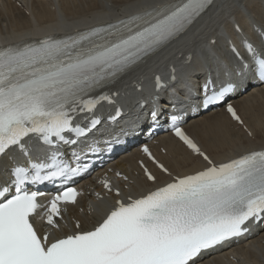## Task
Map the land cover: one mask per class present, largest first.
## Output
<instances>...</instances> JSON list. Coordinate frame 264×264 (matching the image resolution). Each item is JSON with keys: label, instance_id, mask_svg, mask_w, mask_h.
Returning <instances> with one entry per match:
<instances>
[{"label": "snow or ice", "instance_id": "1", "mask_svg": "<svg viewBox=\"0 0 264 264\" xmlns=\"http://www.w3.org/2000/svg\"><path fill=\"white\" fill-rule=\"evenodd\" d=\"M212 4L213 0H171L142 6L115 23L0 47V158L9 161L4 169L8 179L0 184V264H196L203 253L247 235L250 223L264 222V148L216 162L185 131L186 113L166 111L180 106L162 103L159 97L153 99L149 127L160 126L163 117L171 133L205 166L174 173L145 146L142 153L168 177L164 182L141 160L146 180L156 186L122 197L120 187L114 189L105 179L103 187L114 191L116 199L91 228L77 222L62 236L50 238L34 222L44 207L38 196L44 193L28 185L63 184L86 173L89 165L80 163L84 149L79 145L101 123L97 107L112 103L106 90L182 37ZM235 29L243 37L238 24ZM259 37L264 46V31ZM242 47L251 63L233 46L240 61L237 74L250 69L257 85H264V51L247 37ZM171 80L175 81V69ZM155 83L161 86L159 77ZM186 88L191 99V84ZM234 91L231 83L216 89L208 76L189 111L198 114L220 106L243 126L229 102ZM143 130L133 124L124 135ZM33 139L47 149L43 157L33 156ZM64 147L77 162L75 167L65 160ZM85 147L92 154L98 151L95 144ZM17 153L23 161L17 160ZM116 176L131 183L126 175ZM79 195L74 187L58 189L41 219L59 231L60 205H75Z\"/></svg>", "mask_w": 264, "mask_h": 264}, {"label": "bare ground", "instance_id": "2", "mask_svg": "<svg viewBox=\"0 0 264 264\" xmlns=\"http://www.w3.org/2000/svg\"><path fill=\"white\" fill-rule=\"evenodd\" d=\"M170 2L171 0H0V47L21 40L83 31L95 25L113 23L130 12L143 10L142 6ZM237 24L243 37L235 29ZM262 24L264 0H216L188 32L112 87L118 95V104L125 109L135 106L139 98L154 94L155 75L165 78L175 69L178 80L159 93L162 99L160 101L166 104L175 102L180 106L179 109L169 107L166 111L182 110L186 113L185 129L203 151L216 162H221L245 151L264 148V85L251 84L248 72L245 82L248 84L247 91L231 103L252 131V138H248L242 131L232 130V123H237L231 121L223 107L202 115L189 111V105L196 99L199 87L208 73L216 81L233 79L230 70L237 66V62L229 50L230 43L240 48L244 37L259 43L256 29H261ZM189 83L193 88L191 99L186 88ZM138 87H142L141 92L137 91ZM110 108L112 107L108 109ZM149 146L174 173H190L205 166L200 157L193 156L169 133L159 135L149 142ZM162 151L166 154H162ZM35 155L43 157L45 153L35 149ZM140 158L139 150L132 149L104 168V172L118 169L130 178L132 184H121L123 190L128 187L125 192L127 195L136 196L141 191L156 186L147 182L138 169L137 162ZM8 164L7 158L0 160V182L8 179L4 171ZM155 173L161 183L168 179L156 170ZM81 185H89L91 188L94 183L87 178ZM110 204V198L102 201L81 200L79 206L69 208V220L75 218L84 229H89L106 214ZM89 220H93V224L87 225ZM66 223L69 227V221ZM196 264H264V226L247 240L199 260Z\"/></svg>", "mask_w": 264, "mask_h": 264}, {"label": "rangeland", "instance_id": "3", "mask_svg": "<svg viewBox=\"0 0 264 264\" xmlns=\"http://www.w3.org/2000/svg\"><path fill=\"white\" fill-rule=\"evenodd\" d=\"M231 128H232V130H235V131H242L248 138H252L253 137V134L251 136H249V134H248V132L251 131V130L246 125V122L244 123L243 126H240L239 124H233L232 123V127ZM251 133H252V131H251Z\"/></svg>", "mask_w": 264, "mask_h": 264}]
</instances>
